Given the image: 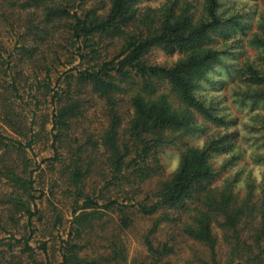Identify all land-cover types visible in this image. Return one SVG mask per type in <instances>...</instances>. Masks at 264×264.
Masks as SVG:
<instances>
[{
  "label": "trees",
  "instance_id": "obj_1",
  "mask_svg": "<svg viewBox=\"0 0 264 264\" xmlns=\"http://www.w3.org/2000/svg\"><path fill=\"white\" fill-rule=\"evenodd\" d=\"M254 1L0 0V30L1 23L22 29L14 49L34 65L37 92L28 122L19 111L22 72L0 42L7 54H0V120L26 141L0 134V177L15 190L2 202L13 211V227L25 217L30 227L38 214L22 154L35 136V111L46 102L49 162L68 169L73 195L59 264H127L125 238L143 221L149 226L139 237L147 252L142 264H169L184 244L188 264H264V173L256 182L239 169L217 182L245 152L240 123L264 147V113L255 111L264 105V15L255 17ZM155 49L177 58L151 63ZM58 65L72 67L61 74ZM96 98L102 121L80 143L74 130ZM230 104L250 106L245 124ZM70 135L66 159L59 148ZM200 135L203 144L185 145L166 170L163 149ZM216 155L223 159L218 168ZM251 159L264 165V150L256 148ZM20 240L30 264H53L46 243L39 247L45 259L37 260L29 238ZM0 254V264H22L15 254Z\"/></svg>",
  "mask_w": 264,
  "mask_h": 264
},
{
  "label": "rangeland",
  "instance_id": "obj_2",
  "mask_svg": "<svg viewBox=\"0 0 264 264\" xmlns=\"http://www.w3.org/2000/svg\"><path fill=\"white\" fill-rule=\"evenodd\" d=\"M251 3H255L258 6L255 17L261 16L259 12L264 15V0H255ZM20 35H22V29L19 30L18 27L14 26L12 31L9 26L1 23L0 42L2 45H5L6 49L14 52L15 65H17L18 69L22 72L19 89L20 94L23 97V102L19 107L21 109L18 110H23V116H25L27 121L30 122L33 113L31 111L32 109H35L34 99L32 97L37 93L35 91L36 81L33 74L35 67L32 63L27 62V58L21 57L19 55L20 52L15 51L14 49L15 42L18 40ZM43 48L44 46L41 47L38 52L40 53L41 51H44ZM39 53L37 55H39ZM0 54L4 57L7 55L2 49H0ZM148 58L151 63L162 64L165 62L170 63L171 61L176 60L177 56H167L161 50L155 49L149 54ZM21 59H23V61H21ZM74 65H76V62ZM71 67L72 66L69 65H58L57 70L59 71L58 73L63 74L65 71L71 69ZM57 76L58 75L56 73H52L51 79L55 81ZM126 101L127 99L124 100L123 109L127 111L129 109V105ZM101 105V101L96 98L86 107V120L80 126H77L76 130H74V135L78 138L80 143L85 141L86 135L99 128V124L102 121ZM230 105L229 112L233 116H238L239 121L245 124V119L247 117L246 114L249 112L250 106L246 105L244 108L238 109L232 104ZM40 108L41 112L35 111L36 116L33 120L35 136L33 138L31 148H25V152L22 154V162L26 166L27 173H31V178L33 180L35 192L32 194L35 197H38L36 200L38 214L31 219L30 227L27 225L28 223L26 217L21 218L19 224L16 227H13L12 222L9 220L13 211H10L12 209L8 206V204L3 203L2 201L4 200V196L6 194H10L15 190L14 187L9 186L10 184H8L6 180L0 177V239H3V245L0 247V251H2L3 256L7 258H9L11 254H15L14 256L17 257V260H19L22 264H30V260L27 256L28 254L21 253L24 246L22 242L20 243V239L24 236L25 238H29L28 244L34 250V254L36 256L35 258L37 260L45 259V256L42 254L39 247L41 243H46L47 258L50 259L51 263L59 264L60 260L57 250L61 240L66 239L68 228L70 226L73 195L70 193L68 188V169L61 166L59 163L49 162V160L54 156V146L50 135L51 125L49 123L51 106L49 107V105L45 102ZM255 111L264 113V105L256 107ZM43 122H46L44 126H42ZM240 125L242 139L239 140V143L245 152L243 153L241 159L236 161L234 165H231L222 173V176L218 178L219 180L217 182L220 181V178L222 179L231 175L239 169L241 171L244 170V177H247V174L251 173V177L256 179V182L261 179V174L264 173V165H258L251 159V155L256 148L263 151L264 147L262 146L263 148H261L262 144L260 142L256 141L253 143L248 138V132H246L247 130L245 127L242 126L241 123ZM0 134L8 138L17 139L21 141L23 145L26 144L25 140H22L20 137L15 135L1 122V120ZM71 135L66 146L59 148V151L65 154L66 159L68 158L67 145H70L73 139ZM204 140V135H200L198 137H185L183 141L177 143V145L164 148L160 155L161 163L165 166L166 170H173L178 161L179 151L184 148L185 145L201 146ZM72 145L74 146L75 144ZM13 155L16 154L13 153ZM13 159H16V157L14 156ZM222 160L221 155H216L213 159L214 167L218 168L222 164ZM41 192L43 193L42 196H40ZM79 204H82V201H80ZM17 216H14V218ZM148 226V222H139L134 229L127 234L125 238L128 255L127 264H133V262H136V264H142L143 262H146V248L142 245L139 237ZM2 228L6 229L8 233L4 232ZM8 243L13 245L12 252L8 251ZM219 248L221 260H224L227 249L223 245H220ZM189 255L190 252L188 247L184 244L182 245V250L179 253L171 255L166 259V261H168L169 264H188L187 261L189 259ZM0 256H2V254H0Z\"/></svg>",
  "mask_w": 264,
  "mask_h": 264
}]
</instances>
